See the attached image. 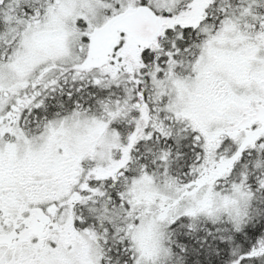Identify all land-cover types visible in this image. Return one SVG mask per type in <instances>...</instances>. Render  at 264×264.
<instances>
[{"label":"snow or ice","instance_id":"1","mask_svg":"<svg viewBox=\"0 0 264 264\" xmlns=\"http://www.w3.org/2000/svg\"><path fill=\"white\" fill-rule=\"evenodd\" d=\"M0 264H264V0H0Z\"/></svg>","mask_w":264,"mask_h":264}]
</instances>
